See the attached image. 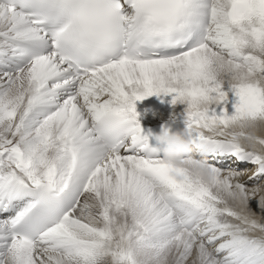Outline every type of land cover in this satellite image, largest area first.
<instances>
[{
  "label": "snow or ice",
  "instance_id": "obj_1",
  "mask_svg": "<svg viewBox=\"0 0 264 264\" xmlns=\"http://www.w3.org/2000/svg\"><path fill=\"white\" fill-rule=\"evenodd\" d=\"M153 95L207 180L149 144ZM261 127L264 0H0V264H264Z\"/></svg>",
  "mask_w": 264,
  "mask_h": 264
},
{
  "label": "clouds",
  "instance_id": "obj_2",
  "mask_svg": "<svg viewBox=\"0 0 264 264\" xmlns=\"http://www.w3.org/2000/svg\"><path fill=\"white\" fill-rule=\"evenodd\" d=\"M213 71L218 75L223 76L231 70L226 63L223 65L215 63ZM204 106L207 107V104ZM154 140L156 142V149L163 161L177 166H187L194 177H202L205 180L209 178L210 174L208 170L203 167V161L186 164L185 157L190 154L193 149L191 141L187 137L184 130L179 132H170L168 129H162L154 136ZM250 195L253 197L258 196L262 201H264V191L260 188L251 189Z\"/></svg>",
  "mask_w": 264,
  "mask_h": 264
},
{
  "label": "bare ground",
  "instance_id": "obj_3",
  "mask_svg": "<svg viewBox=\"0 0 264 264\" xmlns=\"http://www.w3.org/2000/svg\"><path fill=\"white\" fill-rule=\"evenodd\" d=\"M228 95L232 96L231 93H229ZM228 96V97H230ZM161 97H165L164 95H160V98ZM156 98L152 99L151 101H155ZM167 101L163 100V99H159L157 101V104H156V110H152L151 107L149 106H146L145 107V118H144V121H141L143 124L145 125H151L153 123H157V122H160L162 120H165L167 117L169 116H174V117H178L179 114L182 112V105H172L170 104V100H171V97L167 98ZM230 101V100H228ZM160 103V104H159ZM227 109H228V112L229 114H231V111H232V108L231 106H226ZM140 109H143V106L140 107ZM231 110V111H230ZM258 134L259 135H262L264 136V127H261L258 131ZM232 160L233 159H227L228 162H230L232 164ZM215 166L217 167H221L220 164H216ZM252 165L250 164L249 166H244V167H240L242 169L240 170H247L245 171V175L243 177V179H246V176L249 175L251 173V170L253 168V166L251 167ZM225 169H228V168H225ZM250 203V207L256 211L258 210L257 209V204H256V201L255 200H252L249 202Z\"/></svg>",
  "mask_w": 264,
  "mask_h": 264
},
{
  "label": "rangeland",
  "instance_id": "obj_4",
  "mask_svg": "<svg viewBox=\"0 0 264 264\" xmlns=\"http://www.w3.org/2000/svg\"><path fill=\"white\" fill-rule=\"evenodd\" d=\"M165 97H161V99H163V100H165V101H167V102H169L168 100H167V98H169L170 96H167V95H164ZM228 96H230V95H228ZM151 97H154V96H151ZM158 97H160V96H156V98H158ZM156 100V99H155ZM159 100V99H158ZM157 100V101H158ZM228 100H230V101H228V104L226 105V106H231L232 105V103L234 102V100H235V97H233V96H230V97H228ZM160 104V103H159ZM182 108H183V106H182ZM154 109V108H153ZM155 110V109H154ZM231 111V110H230Z\"/></svg>",
  "mask_w": 264,
  "mask_h": 264
}]
</instances>
